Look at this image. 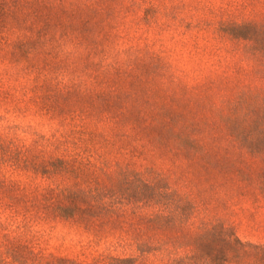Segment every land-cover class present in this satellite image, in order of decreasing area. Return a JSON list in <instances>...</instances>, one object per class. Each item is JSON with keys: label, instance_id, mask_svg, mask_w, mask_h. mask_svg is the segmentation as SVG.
<instances>
[{"label": "rangeland", "instance_id": "1", "mask_svg": "<svg viewBox=\"0 0 264 264\" xmlns=\"http://www.w3.org/2000/svg\"><path fill=\"white\" fill-rule=\"evenodd\" d=\"M244 22L264 0H0V264H168L216 223L264 243V154L226 121L264 89ZM155 174L180 225L147 223ZM61 188L82 213L53 215Z\"/></svg>", "mask_w": 264, "mask_h": 264}, {"label": "trees", "instance_id": "2", "mask_svg": "<svg viewBox=\"0 0 264 264\" xmlns=\"http://www.w3.org/2000/svg\"><path fill=\"white\" fill-rule=\"evenodd\" d=\"M232 27L229 33L249 42L254 52L264 60V23L244 22L233 24ZM226 118L229 132L236 140L249 150L264 154V89L242 93ZM155 175L142 182L143 208L149 210L146 214L147 223L156 228L180 225L179 221H183V217L192 211L191 203L182 194L170 190L162 183L161 177ZM262 186L264 189V178ZM81 193L61 188L58 191L61 200L50 199L48 202L53 215L72 218L82 213L83 209L79 205ZM83 196L86 198L88 193L84 192ZM183 239L189 252L168 264H264V243L244 242L220 223L205 224ZM71 263L62 258L56 264Z\"/></svg>", "mask_w": 264, "mask_h": 264}]
</instances>
